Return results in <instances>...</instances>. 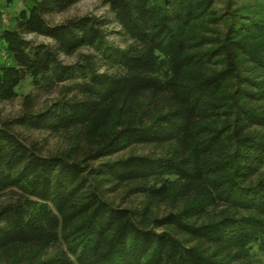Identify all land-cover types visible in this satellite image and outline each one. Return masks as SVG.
Masks as SVG:
<instances>
[{"label":"trees","instance_id":"16d2710c","mask_svg":"<svg viewBox=\"0 0 264 264\" xmlns=\"http://www.w3.org/2000/svg\"><path fill=\"white\" fill-rule=\"evenodd\" d=\"M79 1L0 34V264H263L264 0Z\"/></svg>","mask_w":264,"mask_h":264},{"label":"rangeland","instance_id":"374dc122","mask_svg":"<svg viewBox=\"0 0 264 264\" xmlns=\"http://www.w3.org/2000/svg\"><path fill=\"white\" fill-rule=\"evenodd\" d=\"M32 1L39 0H0V34L3 28L7 31L15 29V23L13 21L14 17L16 16L15 13H19L21 10L27 11L31 6ZM84 15H93L111 19L108 8L103 6L100 0H81L66 12L46 16L45 20L48 24L55 25L67 19ZM19 34L25 41H29L33 45L52 46V42L48 38L37 36L34 34H23L20 32ZM5 58L6 55L4 53H0V61L5 60ZM61 60L65 63H72L75 61L74 57H61ZM14 90L16 92L15 99H13L12 101L0 102V121L6 118L14 117L18 114V112L20 111L22 96L30 91L29 78H27L26 76L22 78L16 85ZM22 134L29 135L31 136V138H44L43 135L35 133L28 134L24 132ZM53 142L54 140L48 139L49 146H52ZM255 258L256 261H261L264 264V256L257 254Z\"/></svg>","mask_w":264,"mask_h":264}]
</instances>
